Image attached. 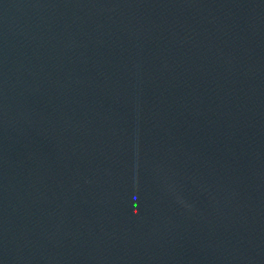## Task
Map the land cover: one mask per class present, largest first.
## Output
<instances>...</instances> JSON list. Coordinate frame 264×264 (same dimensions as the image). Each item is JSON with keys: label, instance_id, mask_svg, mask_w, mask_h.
<instances>
[{"label": "water", "instance_id": "water-1", "mask_svg": "<svg viewBox=\"0 0 264 264\" xmlns=\"http://www.w3.org/2000/svg\"><path fill=\"white\" fill-rule=\"evenodd\" d=\"M0 264H264V0H0Z\"/></svg>", "mask_w": 264, "mask_h": 264}]
</instances>
